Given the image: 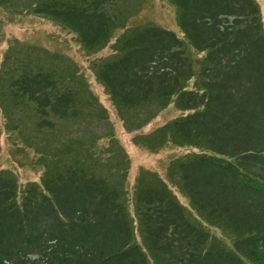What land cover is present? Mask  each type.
Listing matches in <instances>:
<instances>
[{
	"label": "trees",
	"instance_id": "1",
	"mask_svg": "<svg viewBox=\"0 0 264 264\" xmlns=\"http://www.w3.org/2000/svg\"><path fill=\"white\" fill-rule=\"evenodd\" d=\"M119 1L40 0L33 11L96 54L123 30ZM169 1L184 39L156 26L125 31L94 74L123 113L146 111L135 116L144 127L158 114L151 108L175 105L180 115L153 134L195 149L176 162L174 188L188 205L142 172L131 201L126 176L113 183L87 166L47 164L25 185L0 171V264H264L262 11L256 0ZM26 67L6 80L1 72L0 90L35 111L36 131L79 116L53 71Z\"/></svg>",
	"mask_w": 264,
	"mask_h": 264
},
{
	"label": "rangeland",
	"instance_id": "2",
	"mask_svg": "<svg viewBox=\"0 0 264 264\" xmlns=\"http://www.w3.org/2000/svg\"><path fill=\"white\" fill-rule=\"evenodd\" d=\"M256 1L264 19V0ZM39 2L0 0V74L3 72L6 80L24 65L25 70L46 67L53 71L62 87L76 94L79 116L54 118L55 129L39 132L34 128L35 111L28 105H21L26 108L15 106L5 90H0V171L25 185L37 181L43 174L39 170L47 164L50 170L56 166V171L87 166L91 169L89 172L113 183L122 182L118 175L126 176L131 201L137 179L145 173V181L153 185L160 179V185L163 181L172 187L179 200L188 205L183 192L174 188L176 183L180 184L176 162L195 149L177 147L170 140L174 137L170 132L158 144L156 133L153 134L156 128L165 127L180 115L175 105L164 110H159V106L151 108L158 114L144 127L145 116H135L146 111L123 113L94 74L95 63L114 56V41L125 31L156 26L184 39L174 4L169 0H120L116 13L123 30L116 32L107 48L88 54L75 33L44 14L34 13L33 8ZM200 57L195 56L197 60ZM195 81L191 80L189 86H194ZM109 152L115 157L109 158ZM91 153L98 156L91 158ZM39 154L52 163L39 159ZM216 234L220 237L219 232Z\"/></svg>",
	"mask_w": 264,
	"mask_h": 264
}]
</instances>
